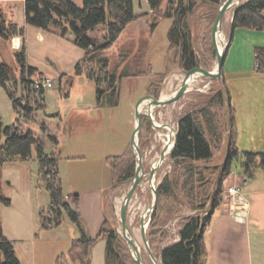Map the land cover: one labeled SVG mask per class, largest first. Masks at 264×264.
Listing matches in <instances>:
<instances>
[{"label":"rangeland","instance_id":"1","mask_svg":"<svg viewBox=\"0 0 264 264\" xmlns=\"http://www.w3.org/2000/svg\"><path fill=\"white\" fill-rule=\"evenodd\" d=\"M75 1L80 3V0ZM246 1L241 0V4ZM24 2L25 0H0V6L7 19H12L21 27H25L27 62L37 71L32 80H38L39 77L50 78L54 86L46 90L45 109L37 111L32 120H26L22 119L14 109L13 99L0 84L2 123L8 126L19 121L18 123L24 131L32 130L43 141L48 154L59 158L62 163L61 177L66 194L71 192L73 187L80 189L88 187L91 184L87 177L89 173L102 175L108 168L109 157L125 155L126 164H135L132 171L134 176L138 159L132 148V136L136 125L135 108L138 100L145 95L155 98L172 96L181 85L187 72L180 65L179 52L172 48L168 50L171 62L164 69L165 51L169 46L168 31L172 20L163 19L152 30V19L149 15V18L138 22V26L127 27L119 40L108 50L111 66L115 68L120 59V51H130L131 56L121 65V68L128 66V69L130 67V70L135 71L139 64L141 65L138 68L148 67L144 61L140 62L137 59L138 56L143 59V54L146 51L154 69V76L122 78L119 106L98 107L95 82L90 80L86 74L76 72V65L84 57L85 51L74 43V38L71 35L63 37L54 29L40 30L28 25ZM135 3L137 9H140L139 1L136 0ZM209 9L208 6H198L191 15L190 26L193 33L194 49L199 58V67L212 71L217 68V56L212 40L217 16L209 20ZM232 19L233 9H229L224 20L225 44L230 43ZM148 24L149 27H146ZM139 30H141L140 33ZM39 33L42 34V38ZM137 33H139L138 37H136ZM102 35V28L91 34L94 38H101ZM14 38L1 43L0 57L15 68L18 81L12 83L9 88L14 92L16 99L23 100L25 91L20 81V68L16 63L15 53L17 51L15 52L12 48ZM139 38L141 40L137 41ZM21 39L22 48L24 38L21 37ZM255 40L256 44H252ZM256 46H264V31L247 28L235 30L232 46L225 60L222 81H212L201 75L196 76L191 82L189 91L179 101L152 109L153 121L178 130V123L183 115L188 112L200 111L207 107L209 102L213 104L216 93L219 90L225 92L227 86L231 95V103L236 110L237 146L240 151L264 152V101L260 102L254 97V94L260 93L264 99V74L258 73L256 70ZM148 70L152 72L149 67ZM152 80L154 81L153 87L149 90L148 86ZM66 92H69V96L65 95ZM249 94L251 95L248 96ZM252 94L253 97H251ZM23 111L21 108L22 114ZM142 118L144 122L138 142L144 156L147 177L131 201L129 221L134 235L142 247L145 264H155L143 244L141 219L144 212L151 208L154 202V193L149 185V173L160 158L166 145L165 141H168L170 137L174 141L175 136L168 129L155 127L152 124L148 102L142 108ZM228 120V109L217 111L219 132L216 137L210 136L216 157L210 162L197 164L195 172L201 176L200 183L196 182V176L192 178L190 172H185L183 164H179L172 158L171 153L159 166L154 180L157 190L167 178H170V182L174 185L172 194L159 197L154 212H149L145 218L149 222L147 227L149 244L160 264L159 256L164 247L180 240L179 231L182 221L196 214L204 217L211 208L212 189L210 187L211 184L218 181V167L224 163L223 158L229 138V129L226 126ZM43 127L46 128V131L43 130ZM52 136L58 140V143L51 139ZM233 170L237 175L244 173L242 156L235 160ZM263 174L264 172L260 171L255 176L259 177ZM34 177L36 179V172ZM129 179H122L121 182L113 185L108 193L106 205L109 211L110 226L116 228L130 253L129 245L121 233L120 218L121 204L131 186ZM228 186L236 187V184H228ZM1 191L9 195L14 193V189L10 185L5 186ZM37 192L40 196L36 199L40 200L42 205H48L50 202L49 193L44 189H39ZM225 194L227 195L228 192ZM205 195L207 199L204 198ZM224 199L223 195V201ZM67 222H69V214L65 212L63 225H61L65 233H70ZM151 232L152 240L150 239Z\"/></svg>","mask_w":264,"mask_h":264},{"label":"trees","instance_id":"2","mask_svg":"<svg viewBox=\"0 0 264 264\" xmlns=\"http://www.w3.org/2000/svg\"><path fill=\"white\" fill-rule=\"evenodd\" d=\"M224 0H201L208 6L209 20L217 16V11ZM26 23L40 30L54 29L61 36H73L74 43L85 51L84 57L76 65V72L86 74L95 82L96 100L98 107L108 105L118 107L120 104V83L122 78H138L154 76L151 64L148 67L138 68L135 71L128 66L121 68L130 51H120L119 61L115 68L111 66L108 50L119 40L127 27L140 16L135 12V0H25ZM151 8V29L154 30L163 19H171L172 25L168 31L170 48L179 52L180 65L186 71L200 66L199 58L193 45L191 29V15L198 8L197 0H148ZM206 16V15H205ZM202 17V16H201ZM207 18V19H208ZM103 29L101 38L91 36L97 29ZM238 28L264 31V0H247L242 3L234 19V30L230 44H232L235 30ZM26 30L12 19H7L0 6V51L1 43L14 37H22L23 47L15 53L16 63L20 68V81L25 94L22 99H16L9 86L17 83L15 68L0 57V84L8 91L14 102V109L22 119L32 120L39 110L45 109L46 89H37L32 77L36 69L27 62ZM213 40V37H212ZM228 51V50H227ZM138 56V61L144 57ZM255 64L258 73L264 74V47L255 50ZM127 65V64H125ZM123 69V70H121ZM121 70V71H120ZM46 77H39L38 80ZM154 81L148 86L151 90ZM226 84V82H225ZM69 96V92L65 93ZM25 102V104H23ZM197 112H188L178 123V140L171 154L179 164H183L185 172H190L196 182L202 181L198 175L197 164L210 162L215 157V151L210 136L216 137L219 132L217 111L228 109L229 120L226 126L229 129L230 143L227 147V156L222 166L218 167V181L211 184V208L202 217L198 214L185 218L180 225V240L164 247L160 254L161 264H209L210 253L206 245V229L211 223L216 209L222 204L224 181L232 174L235 160L243 157L244 175L254 177L258 172H264V152L240 151L237 146V127L235 108L231 104V95L226 86L225 92L219 90L214 103ZM218 108H214V107ZM24 110L23 114L21 108ZM0 115V185L3 184L2 166L8 162L30 161L36 156L38 161L37 190L44 189L50 195V202L38 210L41 230H48L63 223L64 213L80 228L82 236L73 240L69 256L73 262L91 264L93 248L100 240L106 241L105 264H136L129 253L125 241L118 234L114 226H110V219H106L99 235L89 237L82 229L80 218V195L66 194L60 172V160L45 150L43 141L32 130L24 131L16 122L5 126ZM144 122V120H143ZM46 131V128L43 127ZM210 134V135H209ZM4 139V142H2ZM55 143L58 140L51 137ZM126 156L109 157L108 163L113 172V185L128 180L133 176L135 164H126ZM186 184V181H185ZM174 185L170 178L163 181L157 192L159 197L172 194ZM1 188V187H0ZM205 199L206 195L204 196ZM12 204L11 198L0 190V264H23L19 259L14 243L9 240L3 231L1 206ZM152 240V232L150 235ZM163 241V238H161ZM57 264H68L64 256H60Z\"/></svg>","mask_w":264,"mask_h":264},{"label":"crops","instance_id":"3","mask_svg":"<svg viewBox=\"0 0 264 264\" xmlns=\"http://www.w3.org/2000/svg\"><path fill=\"white\" fill-rule=\"evenodd\" d=\"M138 1L140 9H137L135 3V12L140 17L131 23L129 28L138 26L142 19L149 18L152 13L148 0ZM198 1V6H204L201 0ZM146 27H149V24ZM140 32L141 30H139ZM39 36L43 37L41 33ZM140 40L141 38L137 41ZM256 42L255 40L252 44H256ZM21 45V37H15L12 40V48L15 52L20 50ZM231 46L232 44L229 45L228 51ZM169 48L170 43L165 51L164 69L171 62L168 56ZM143 55L145 64H151L153 69L147 52L145 51ZM254 97L260 102L264 101L263 95L260 93L254 94ZM227 147L226 144L224 162L227 156ZM68 159L70 161V157ZM107 165L108 168L102 175L93 172L87 175L91 182L88 187L83 189L73 187L72 191L68 193L80 195L82 229L86 235L92 238L99 235L105 220L110 219L106 204L108 193L113 187V172L109 163ZM38 168L36 156L30 161L8 162L2 166L3 184L0 185L1 190L9 185L14 189L12 195L3 191L12 200L11 205L1 206L4 234L14 243L17 255L23 264H57L60 256H64L68 264H81L73 262L69 256L73 240L82 236V231L70 217L67 222L70 233H65L63 224L52 229L41 230L38 210L47 204L42 205L40 200L36 199L40 196L36 188ZM61 168L62 163L60 162L62 176ZM228 184H236L241 192L240 196L224 194V201L216 209L211 223L206 229L205 239L210 253L209 264H264V174L248 179L243 172L237 175L233 170V173L224 181L225 190L229 187ZM105 255L106 241L100 240L93 248L91 264H105Z\"/></svg>","mask_w":264,"mask_h":264},{"label":"water","instance_id":"4","mask_svg":"<svg viewBox=\"0 0 264 264\" xmlns=\"http://www.w3.org/2000/svg\"><path fill=\"white\" fill-rule=\"evenodd\" d=\"M241 6V0H224L223 3L219 7L218 15L213 27V44L214 48L216 51V56H217V68L215 70H206L202 67H195L189 71L186 72V75L177 89V91L170 97L168 98H155L151 95H145L141 97L135 108V119H136V125H135V130L133 132L132 136V148L134 149V152L137 156L138 162L136 165V170H135V175L129 179L131 182V186L127 194L125 195L123 202L121 204V209H120V218H121V223H122V235L126 242L129 245L130 248V253L132 257L134 258V261L136 264H145L144 258H143V250L141 245L138 243L133 229L131 228V224L129 221V208L131 201L133 200L138 188L144 181V179L147 177L146 174V169H145V164H144V156L141 150V147L139 145V137L141 135L142 131V126H143V118H142V108L145 105L146 102H148V110H149V116L152 124L155 127L159 128H164L168 129L171 128L175 131V140L173 143H168L165 145L163 151L160 154V164H154L150 173H149V185L150 188L152 189L154 193V202L151 208L147 209L141 219V236L143 240V244L145 246V249L147 250L148 254L151 256L155 264H160V262L157 260L155 257L150 244L148 240V235H147V227L149 225V222L146 221V216L149 212H154L158 200H159V194L157 192V188L155 186L154 180L155 176L159 170V166L164 162L166 156L169 153H173L174 148L176 147L177 140H178V130H176L174 127H171L169 125H161L157 124L155 121H153V116H152V109L154 107H162L169 105L171 103H175L179 101L190 89L191 82L194 80V78L198 75H201L205 78H209L210 80H219L222 81L224 78V67H225V60L227 57V50L230 45V43L225 45L224 50L220 49L219 45V34L223 36L224 34V20L226 13L228 12L229 9H233V19H232V24H231V36L233 34L234 30V19L236 14L238 13V10ZM230 36V37H231ZM230 143L228 142V149H229Z\"/></svg>","mask_w":264,"mask_h":264},{"label":"built area","instance_id":"5","mask_svg":"<svg viewBox=\"0 0 264 264\" xmlns=\"http://www.w3.org/2000/svg\"><path fill=\"white\" fill-rule=\"evenodd\" d=\"M54 86V84H53V81L50 79V78H44V79H41V80H36L35 81V87L37 88V89H41V88H44V89H49V88H52ZM228 192V194H230V195H239L240 196V192H241V190H240V188H238V187H234V186H232V187H229V188H227V190H226V193ZM224 194H225V192H224ZM223 194V195H224ZM241 198V197H240ZM242 199V198H241Z\"/></svg>","mask_w":264,"mask_h":264},{"label":"bare ground","instance_id":"6","mask_svg":"<svg viewBox=\"0 0 264 264\" xmlns=\"http://www.w3.org/2000/svg\"><path fill=\"white\" fill-rule=\"evenodd\" d=\"M218 39H219V45H220V49L221 50H224V48H225V42H224V37L221 35V34H219V37H218ZM164 98V97H163ZM165 99V98H164ZM168 131H170L172 134H173V136H175V131L173 130V129H171V128H168ZM166 142V144H168V143H173V140L171 139V137L168 139V141H165ZM156 164H160V161H159V159H158V161H157V163Z\"/></svg>","mask_w":264,"mask_h":264}]
</instances>
